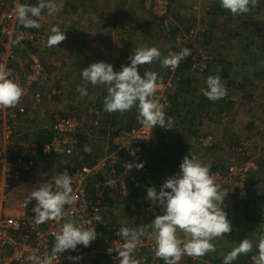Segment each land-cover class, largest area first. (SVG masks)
<instances>
[{"label": "rangeland", "instance_id": "374dc122", "mask_svg": "<svg viewBox=\"0 0 264 264\" xmlns=\"http://www.w3.org/2000/svg\"><path fill=\"white\" fill-rule=\"evenodd\" d=\"M216 3H219V0H172L168 17L156 18L144 8L142 0H105L98 5V9L104 15L99 27L102 26L104 29L99 32L98 28H89L94 32L90 35L85 31V25H89L92 21L91 17L83 19L79 18V15L76 18L72 17L70 19L76 24L69 23L73 25V28H68L70 32H66V40L58 47L59 52H63V45H68L70 48L68 52L73 56L72 51L76 50V46L82 42L85 44L95 42V37L97 43L108 50H111V44L116 45L118 41L116 51L120 61L130 62L129 57L136 48L154 46L161 51L162 56H168L176 46L178 37L187 35L192 28L198 32L196 44L193 42V45L197 48L206 47L211 52L214 57L212 65L204 73H200L191 66L182 70L184 90L180 91L179 84L175 82L171 93L178 98L174 101L172 110L175 111L177 107L180 119L174 118L173 129H165V133L157 129L160 126L155 128L152 142L144 147L143 159L151 170L168 179L180 172L183 158L190 153L208 163L211 166L210 170L222 169L233 158L231 145L241 142L251 146L249 155L237 161L245 162L250 157L247 161L262 163L261 170L258 169L251 175L250 189L256 191V194L254 193L249 200L228 195L225 205L233 231L224 234L226 239L215 238L212 241L215 244V252L202 257L184 255L179 264H223L224 256L244 239L252 241L254 245L252 251L248 253L251 255L250 262H246V254H241L244 257L239 256L233 264H254L252 256L258 255L255 245L258 243L259 236L264 233V211L262 210L264 206V158H262L264 157V0H258L257 6L250 13L233 16L229 10H226L227 13L214 19L211 13ZM40 24V28L26 30L37 35V41L34 44L39 49L37 53L30 49L25 38L14 47L16 69L23 67L25 70L27 66L23 65L24 61H27L28 54L33 56L36 54L42 59L47 71V80L43 83L44 85H41L43 93L41 108L37 111H27L26 114L21 113L18 123H15L16 133L18 131L26 133V136L33 141V138H38L41 133L45 134L43 127L52 124L56 116H76L83 121L84 126L80 133L91 141V151L79 149L71 159L63 158L54 160L50 164L43 163L37 171L35 188L50 183L44 179L47 172L59 173L60 169L72 160L75 162L72 167L76 169L80 168V162L93 164L107 157L112 146L108 138L109 125L106 126L104 123L106 111L103 109L104 100L100 98L102 88L99 89L98 85L93 90L87 89L88 95L81 96L77 88L86 85L80 77L81 67L78 69L72 67L76 68L72 72H77L75 78L72 76L74 74H70L71 77L67 80L61 79L58 70L63 68V65L59 67V61L50 63L46 59L49 49L55 46H48L50 34L46 32L48 29L46 22ZM197 25L200 30L196 28ZM101 52L103 55L108 53V51H97L96 56H101ZM62 55L60 54L61 57ZM108 55L111 56V54ZM96 58L98 60L100 57ZM141 66L145 71L157 72L160 79L166 77L167 68L161 67L159 61ZM224 69L228 77L221 80L228 90L226 101L235 103L225 117L218 110H210L208 103L202 102L200 91L206 85L208 76L219 75ZM114 70L117 71L115 67ZM229 82L232 84H228ZM185 91L187 92L184 96L181 92ZM177 93L178 96H176ZM175 103H178V106ZM97 112L100 113L98 119ZM112 114L115 117L116 114L123 115L125 118H116V126L112 125L111 129H118L128 124L140 125L137 121L130 120L131 114L127 115V112ZM97 120L99 124H96ZM161 129L164 128L161 127ZM206 135H213L216 140L215 147L210 150L201 147L198 143L200 137ZM3 142H5V131L0 119V148ZM15 144L13 150L16 154L23 147L19 143ZM129 204V200L113 196L112 215L109 222L119 227L151 231L150 223L153 219L145 225L134 222L130 219ZM180 238L186 239L182 232ZM146 256L148 253L140 252L136 258L141 260ZM158 259L161 264H165L163 259Z\"/></svg>", "mask_w": 264, "mask_h": 264}, {"label": "built area", "instance_id": "2783aa9c", "mask_svg": "<svg viewBox=\"0 0 264 264\" xmlns=\"http://www.w3.org/2000/svg\"><path fill=\"white\" fill-rule=\"evenodd\" d=\"M16 1L0 0V46L3 50L0 53V68L5 72L11 70L12 76L9 78H15L24 90L20 103L15 107H4L5 114H3L6 120L4 131L7 145L6 149L0 148V264H30L26 260L29 255L42 256L44 253L51 255L55 237L62 229L63 223L73 221L79 224L81 218L92 221L84 227H95L98 238L90 247L80 245L75 252L68 250L58 254L52 264H74L68 259L69 256L82 257V260L75 264H106L107 256H118L116 252L108 254L107 249L118 248L124 242L118 235L121 228L115 224L110 225L108 221V217L112 214L113 196L127 200L132 198L128 209L129 215L134 222L141 225L149 223L156 215L163 214L160 206L153 205L147 199V188L155 187L159 191L167 179L151 172L143 159V149L154 138L156 127L140 124L130 128L124 126L110 130L108 138L114 150L110 151L107 157L93 164H83L75 170L62 171L72 177L74 194L77 197L76 203L72 206L75 211L70 210L68 217L58 221L37 224L34 220L35 213L32 211L35 200L27 206L25 204L26 197L37 189L34 187L36 178L33 175L37 168L36 159L32 157L27 160L24 156H20L13 160L9 145L13 139H17L15 123H18L21 113L26 114L27 111H37L41 108L43 94L39 87L45 80V68L42 59L36 54L31 58L29 70L25 73H17L11 66L16 60L13 42L23 27L14 11L19 6ZM142 2L144 8L156 18L166 17L170 12V0H142ZM197 34L198 32L192 28L187 35L178 37L176 46L169 53L178 54L181 47L191 50L189 57L181 61L176 69L167 68V76L161 78L163 86L157 89V96L162 103L166 101V112L171 106L168 92L175 82L180 81L182 70L191 66L204 73L214 59L206 47L197 48L193 45V42L196 44ZM36 36L31 33L25 36L27 42L35 48H37L34 45L37 41ZM83 125L79 117L56 116L51 128L54 136L44 145V154H56L62 158L73 157L77 151V134L80 133ZM198 143L205 149L211 148L214 138L211 135L201 136ZM25 149L27 153L36 154L37 146L31 143L25 145ZM246 149L247 144L244 143L243 147L233 148L234 153L231 151L233 158L227 168L211 170L216 183L232 197L247 198V181L257 169L255 161H237L246 157ZM133 150L136 152L135 156L130 155ZM141 162L145 163L143 169L129 168L128 163ZM55 176H57L55 173L47 172L44 179L52 183ZM97 215L101 217L100 222L95 219ZM144 247L154 253L155 242L150 235L141 237L134 256L136 257L138 251ZM140 261L142 264H161L155 254L143 257Z\"/></svg>", "mask_w": 264, "mask_h": 264}, {"label": "clouds", "instance_id": "9594fccd", "mask_svg": "<svg viewBox=\"0 0 264 264\" xmlns=\"http://www.w3.org/2000/svg\"><path fill=\"white\" fill-rule=\"evenodd\" d=\"M219 3L233 16H238L250 13L257 6L258 0H219ZM45 10L48 15L58 13L59 7L56 0H38L36 5L26 2L14 9L19 22L26 28H40L39 21ZM50 33L47 41L49 47L60 45L67 38L66 32L62 31L58 25H53ZM24 38L25 35L21 32L14 43L20 44ZM190 55L191 50L187 47H181L178 54L162 56L157 47L145 46L136 48L129 57L130 63L122 65L119 71L114 70L113 64L99 61L80 71V75L84 81L93 86L106 87L104 111L124 114L135 108L139 123L146 127L160 126L168 130L173 129L174 118L167 115L165 111L166 101L162 103L157 96V89L163 86L162 80L155 71H145L141 75L139 66L159 61L161 67L174 70ZM15 63L16 60L11 65L15 72H26L24 69H16ZM29 66L30 63L28 70ZM43 66L45 68V65ZM11 76V70L5 72L0 68V107H3V111L4 107L17 106L24 95L22 87L15 78H9ZM46 80L45 69L43 83ZM39 88L41 90V86ZM77 91L81 96L88 95L86 87H78ZM200 91L213 102L224 99L228 95V90L219 75L208 76L206 87H202ZM85 150L91 151L88 147ZM130 155L135 156V150L131 151ZM128 165L131 170L133 168L141 170L145 167L144 162L128 163ZM210 167L208 163L190 153L183 158L180 172L168 178L159 191L155 187H148L147 199L153 205L160 206L163 214L156 215L152 220L149 233L143 229L121 227L118 235L124 242L118 248H108V254L118 253L119 264H141V261L135 258L134 252L144 235H150L154 239V254L157 258L163 259L165 264H179L184 255L202 257L215 252V244L212 241L215 238H225L224 234L233 231V225L225 205V199L229 193L216 183ZM33 200L36 203L32 211L35 213L34 220L37 224L68 217L70 210L75 211L72 206L77 200L72 177L66 172L55 176L52 183L43 184L31 191L26 197V206ZM95 219L98 222L101 221L99 215L95 216ZM91 223L90 219L84 218H81L79 224L73 221L63 223L62 229L55 237L52 254L44 253L42 256L32 254L27 256L26 260L30 264H52L58 254L68 250L75 252L80 245L90 247L98 238L95 227H84ZM181 232L186 239L180 238ZM253 247L252 241L242 240L224 256L223 264H233L240 254H248ZM255 247L258 249V255L252 256L254 264H264V233L259 236ZM68 259L75 264L81 261L82 257L69 256Z\"/></svg>", "mask_w": 264, "mask_h": 264}, {"label": "crops", "instance_id": "0c3cea01", "mask_svg": "<svg viewBox=\"0 0 264 264\" xmlns=\"http://www.w3.org/2000/svg\"><path fill=\"white\" fill-rule=\"evenodd\" d=\"M26 2H28L31 5H36L38 3V0H17V3L19 5L26 3ZM102 2L104 3L105 0H56V3L59 7V12L56 14H53V15H48L46 10H45V12L42 13V19H40L39 22L43 23V24H44V22H46L47 28H48L46 30V32L51 34L50 29L53 25H58L60 28H63V29H61L62 31L64 30L65 32H68V31L70 32V30H69L70 27H72L73 25L76 24V23H73V21L70 18H72V17L76 18V16H78V15H79V18H81V19L91 17L92 21L89 23V25H87V24L85 25V31L87 33H89L90 35H93L94 32L91 31L89 28H98L99 32H101V30L104 29L102 26L99 27V24L102 23V18L104 16L101 13V11L98 9V5ZM93 14H94V16H93ZM69 23H71L73 25H69ZM196 28L198 30H200V27L198 25L196 26ZM21 32L24 33L25 36H26V34H30L28 32H23V29ZM99 32L97 34H99ZM95 42H88L86 44L84 42L80 43L78 46H76L77 47L76 50L72 51L73 56H71L70 52H68V50H70L68 45L62 44L63 45V47H62L63 52H59L60 48L57 45V46L49 49V52H47L48 58H46V59L49 60L50 63L52 61L53 62L59 61V67L61 65H63V68H60L59 70L58 69L57 70L59 71L58 72L59 76L64 81L67 80L69 77H71L72 74H74L72 76H74V78H75V74H77V72L76 71H75L76 73H72V72H74V70L76 68L78 69L81 67V70H79V71H82L83 69L87 68L91 64H93L95 62H99L98 60L105 61L108 63H112L114 65V67L117 69V71H119L121 65H124L127 62V61L121 62L119 59L118 52L116 51V48L119 45L118 41H116V45L114 43L111 44L112 45L111 50L110 49L108 50V48L103 47V46L101 47V45H99L97 43L96 37H95ZM26 43H27V45H29L30 49L32 48L33 51H35L36 53L39 51V49L33 47L27 41H26ZM83 49H85V50H83ZM97 51H108V53L107 54L104 53V55H103L101 52V56H96ZM33 54H34V52H33ZM60 54H63L62 55L63 57H61ZM108 54H111V56H109ZM32 57H33V55L28 54L27 61L26 60L24 61L23 66H25V67L27 66L25 68L26 72L28 71V65H27L28 61L30 63ZM51 57H52V59H51ZM96 57H100V58L97 60ZM15 64H14V66H15ZM66 66H67V68H66ZM73 66L76 68H72ZM21 69H24V68L22 67ZM21 69H19V70H21ZM52 69H54V68H52ZM74 81H75V79H74ZM84 82L86 83L85 87L87 89L93 90L94 88H96V86L91 85L89 82H87V81H84ZM84 82H80V83H84ZM98 88L99 89L102 88V91L100 92V98L102 100H104L105 97L107 96V89L104 86H99ZM101 99H99L100 102H102ZM2 113L5 114V112L3 111V107H1L0 119L2 120V123L4 125L6 123V120L4 119V116L2 117ZM226 113L227 112H223V117L226 116ZM96 115L98 116L97 117V119H98L100 113L97 112ZM107 116H108V119H115V120H116V118H119V119L125 118L123 115H117L116 114V117H115V115H113L112 113L106 112V119H107ZM109 121H111V120H109ZM97 123H98V120L96 121V124ZM111 126L112 125H109L108 127L112 128ZM51 128H52V125L47 124V126L43 127L42 130H43V132H45L44 130H51ZM40 136H38V138H33V141H31V138L26 136V133H21L20 131H18L17 132V139H13L10 142L9 146H13V145H16L15 143H19L20 146H22L23 149H25V145H30V143L33 142L35 145L37 144L36 146L38 147L39 146V140L38 139L40 138ZM6 145H7V141L5 140V142H3V146L1 148L6 149ZM262 158H264V157H262ZM258 169L261 170V164H259V163H257L256 171ZM129 201L131 202L132 198ZM262 210L264 211V206H263ZM109 219H111V216L109 217ZM109 223L112 224V222H109ZM117 227H119V226H117ZM148 255H150V253H148ZM239 256H242V255L240 254ZM113 264H119V262L117 261L116 263H113Z\"/></svg>", "mask_w": 264, "mask_h": 264}, {"label": "trees", "instance_id": "16d2710c", "mask_svg": "<svg viewBox=\"0 0 264 264\" xmlns=\"http://www.w3.org/2000/svg\"><path fill=\"white\" fill-rule=\"evenodd\" d=\"M171 1V5H172V0H170ZM171 5H170V9H171ZM213 10L214 11H212V17L214 18V19H217L218 17H220L222 14H225V13H227V11H226V9H223L221 6H220V3H216V6L215 7H213ZM169 15V14H168ZM166 17H168V16H166ZM22 29H23V32H28V33H30L29 31H26L27 30V28L26 27H22ZM204 41V40H203ZM14 47H16V44H14ZM3 50H2V47L0 46V53L2 52ZM130 62H126L124 65H128ZM212 64H210L209 66H211ZM209 69V68H208ZM198 71V70H197ZM139 72H140V74L141 75H143V73L145 72V69H143V67L142 66H139ZM216 74H213L212 76H215ZM166 76H167V74H166ZM219 76L221 77V79L222 78H226V77H228V75H227V73H226V71H225V69H224V71H223V73H221V74H219ZM165 78V77H164ZM183 83H184V81H183V79H182V75H181V79H180V81L179 82H177L176 84H179V87L178 88H180L179 90L180 91H182V90H184V88H183ZM228 84H232V82L230 83H228ZM204 87H206V85L204 86ZM173 89V88H172ZM172 89L168 92V97H169V99H170V102H171V106H170V108H168V110H167V115H169V116H171V117H173V118H179L180 119V117H178V116H180V112L178 111V109L176 110V108L177 107H175V111H173L172 110V108H173V106H174V101L176 100V99H178L177 97H175V94H172L171 95V93L173 92L172 91ZM176 90V89H175ZM187 91H185V92H181L182 93V95H184L185 96V93H186ZM174 96V97H173ZM176 96H178V93L176 94ZM182 97V96H181ZM201 100H202V102H204V103H208L209 104V106H210V110H218L219 112H221V113H223V112H227V111H230V109H231V107H233V105L235 104L233 101H226V98H224V99H221V100H219V101H216V102H213V101H211V100H209L208 98H206L202 93H201ZM190 103H192V102H190ZM190 103L188 104V105H190ZM187 104V103H186ZM175 105L176 106H178V103L176 104L175 103ZM219 106V107H218ZM0 111H1V107H0ZM209 111V110H208ZM131 114V117L129 116V118H130V120L132 119V121H137L138 122V120H137V116H138V112H137V110L135 109V108H133L131 111H128L127 112V115H130ZM187 114H189V112L187 113ZM67 117H71V116H67ZM109 120H111V121H109ZM105 124H106V126H108V125H115L116 126V120L115 119H108V116H107V119L105 120V122H104ZM105 124H104V126H105ZM139 124H141V123H139L138 122V125ZM191 124H192V122H191ZM52 125V124H51ZM84 126V125H83ZM125 127H127V128H130V127H133L131 124H128L127 126H125ZM159 127V126H158ZM82 129H83V127H82ZM81 129V130H82ZM160 132H162L163 131V133H165L166 131H165V129H161V127L160 128H157ZM110 130H112L111 128H110ZM113 130H114V128H113ZM157 130V131H158ZM45 131V134L44 133H41V136H40V138H39V146L37 147V149H36V154L34 153H27V150L26 149H22L21 151H17V153L15 154L14 153V150H13V147H11V149H10V153H11V157H12V159L14 160L15 158H18V157H20V156H24L27 160H30V158H34V159H36V169H35V172L33 173V175H35V178L37 179V171L41 168V166H42V164L43 163H47V164H50V163H52V161H54V160H58V159H63L62 157H60V156H58V155H56V154H50V155H46V154H44V152H43V148H44V145L45 144H47L49 141H51V139L53 138V132H51V130H44ZM81 132V131H80ZM163 136H166V135H163ZM211 136H213V135H211ZM77 140H78V142H77V150H79V149H81V151L82 150H85L86 149V147H88V148H90V146H91V141L89 140V138L87 137V136H84V135H82L81 133H79V134H77ZM152 142V141H151ZM215 143H216V140H215V138H214V143H213V145L211 146V148H206L207 150H210V149H212V148H214L215 147ZM243 144V143H242ZM244 145H245V143H244ZM239 146H242L243 147V145H241V142H238V143H235V144H233V145H231L230 147V149H231V151L233 150V148H235V147H239ZM114 150V148H113V146H111V151H113ZM144 150V149H143ZM251 151V147L247 144V149H246V157L249 155V152ZM77 152V151H76ZM233 152V151H232ZM248 152V153H247ZM234 153V152H233ZM76 155V154H75ZM74 155V156H75ZM72 158V157H71ZM71 158H65V159H71ZM243 159H244V157H243ZM248 159H250V157H248ZM248 159H246V161L245 162H247V160ZM49 160H51V162L49 161ZM84 161H85V159H84ZM73 163H75V162H73V160L68 164V165H65L64 167H62L61 169H60V171H59V173L57 172V173H55L56 175H59V174H61L62 173V171L64 170V169H69V170H75L76 169V167H72L73 165ZM259 164H261L262 165V163L261 162H258ZM84 164V163H83ZM82 164V162H80V165H83ZM257 164V163H256ZM227 166L228 165H226V167H224L223 168V170L224 169H226L227 168ZM214 169H218V168H213L212 170H214ZM220 169V168H219ZM151 170V169H150ZM256 171V170H255ZM254 171V172H255ZM151 172H153V173H156L155 171H153V170H151ZM157 174V173H156ZM251 177L249 178V180L247 181V188H248V195H247V198H248V200H249V198H251V197H253V194L255 193L256 194V191H254V190H252V189H250L251 187H252V185H251ZM246 198V199H247ZM109 218V217H108ZM109 220V219H108ZM110 225H111V223H110ZM150 253V254H154V253H152L151 251H150V249L149 248H142V249H140L139 251H138V253ZM137 257V256H136ZM135 257V258H136ZM242 257H244V256H242ZM247 258V259H246ZM250 259H251V255L250 254H246L245 255V260H246V262H250ZM118 259H117V257H108L107 256V263L106 264H113V263H116V261H117ZM163 264V263H162ZM251 264V263H250Z\"/></svg>", "mask_w": 264, "mask_h": 264}]
</instances>
